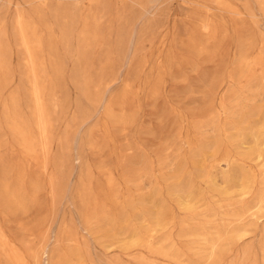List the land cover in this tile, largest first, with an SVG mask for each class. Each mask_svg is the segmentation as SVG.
<instances>
[{"label":"rangeland","instance_id":"rangeland-1","mask_svg":"<svg viewBox=\"0 0 264 264\" xmlns=\"http://www.w3.org/2000/svg\"><path fill=\"white\" fill-rule=\"evenodd\" d=\"M0 264H264V0H0Z\"/></svg>","mask_w":264,"mask_h":264}]
</instances>
